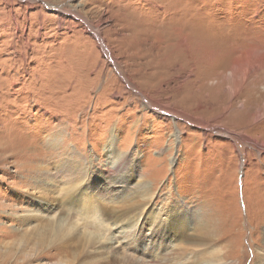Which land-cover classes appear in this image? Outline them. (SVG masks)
Listing matches in <instances>:
<instances>
[{"label": "rangeland", "instance_id": "374dc122", "mask_svg": "<svg viewBox=\"0 0 264 264\" xmlns=\"http://www.w3.org/2000/svg\"><path fill=\"white\" fill-rule=\"evenodd\" d=\"M148 198L134 263L264 262V0H0V264H54L36 211Z\"/></svg>", "mask_w": 264, "mask_h": 264}, {"label": "bare ground", "instance_id": "6f19581e", "mask_svg": "<svg viewBox=\"0 0 264 264\" xmlns=\"http://www.w3.org/2000/svg\"><path fill=\"white\" fill-rule=\"evenodd\" d=\"M85 184L87 182L81 181L79 184L65 188L63 199H68L70 194L78 196L86 194ZM46 206L49 207L48 204ZM121 206L127 208L126 211H123ZM121 206L111 210L112 220L105 218L103 208L91 200H82L78 205L77 203L69 205L71 212L64 211L67 217L61 215L62 213L47 216L36 211L33 216L40 217L41 221H47L43 226L47 229L44 230L46 239L39 240L38 227H32L31 236L36 241L33 242L35 257L44 255L45 251H52L54 264H136L132 261L133 256L127 251L126 240L128 239L129 242V237L133 235L132 230L138 229L139 221L150 218V213L154 209L153 200L148 198L142 204L125 203ZM127 214L131 216H126ZM24 219L28 218L24 217ZM160 221H157L156 217L152 218L148 228V241H151L150 235H156L154 228ZM24 233L20 252L26 254L31 242L26 231ZM132 238H135V235ZM205 246L206 243L196 241L187 246L183 245L179 248L183 258L171 264H223L217 256L207 254L209 251Z\"/></svg>", "mask_w": 264, "mask_h": 264}]
</instances>
